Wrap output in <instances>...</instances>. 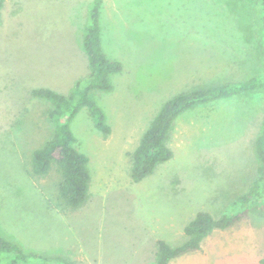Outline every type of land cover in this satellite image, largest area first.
<instances>
[{"label":"rangeland","instance_id":"obj_1","mask_svg":"<svg viewBox=\"0 0 264 264\" xmlns=\"http://www.w3.org/2000/svg\"><path fill=\"white\" fill-rule=\"evenodd\" d=\"M260 1L110 4V23L106 16L102 21V44L122 71L110 75L112 90L89 95L102 108L110 140L116 143L110 147L116 177L102 194L98 186L103 182L94 179L86 203L71 210L58 196L61 177L55 167L43 177L31 173L33 151L51 135L52 125L48 104L30 92L48 88L67 95L77 82H85L83 37L93 0H4L0 235L26 253L76 264H154L157 241L170 247L183 243L184 227L197 213L218 219L241 211L232 204L256 177L253 142L264 120L263 91L243 92L180 115L167 141L171 159L139 183L130 179L128 154L169 98L251 77L264 82V50L256 42L262 30ZM207 54L216 60L204 63ZM69 127L76 148L95 168L107 150L100 149L103 137L88 110L82 108ZM255 203L237 225L213 231L199 251L169 264H258L264 251V201ZM6 260L0 255V264Z\"/></svg>","mask_w":264,"mask_h":264},{"label":"trees","instance_id":"obj_2","mask_svg":"<svg viewBox=\"0 0 264 264\" xmlns=\"http://www.w3.org/2000/svg\"><path fill=\"white\" fill-rule=\"evenodd\" d=\"M102 0H93L89 9V24L85 28L83 50L88 61V76L85 82H77L67 95L56 93L48 88L33 89L31 97L45 101L49 108L47 117L52 125V133L41 147L35 149L31 159V173L34 176L48 175L53 167L61 177L57 192L59 198L71 210L82 207L89 198L90 173L88 158L75 146L69 124L82 109L86 108L93 120L94 127L103 139L111 128L106 123L101 107L91 99L92 90L110 91V75L122 71L120 62L109 59L101 49L99 35V9ZM4 0H0V9ZM254 4V3H253ZM258 21L261 29L256 42L264 50V0H261ZM255 6V4H254ZM264 92V82L251 77L242 82L224 83L217 86H199L181 92L164 102L156 116L142 134L135 150L128 154L130 158V179L139 183L149 176L156 166L171 159L172 152L167 141L176 119L186 111L199 105L226 99L243 92ZM258 160L256 177L246 193L239 195L232 205L243 209L235 214L223 215L214 219L211 215L199 212L184 227L185 241L176 247H170L163 241H157L154 264H169L184 254L199 251L202 242L213 231H225L237 225L254 202L264 201V120L259 135L253 142ZM0 255L7 258L6 264H76L59 257H45L36 253H26L17 244L0 235ZM258 264H264V251Z\"/></svg>","mask_w":264,"mask_h":264},{"label":"crops","instance_id":"obj_3","mask_svg":"<svg viewBox=\"0 0 264 264\" xmlns=\"http://www.w3.org/2000/svg\"><path fill=\"white\" fill-rule=\"evenodd\" d=\"M53 1L62 2L63 0H53ZM113 1L114 0H102L101 5H100V9H99V16H98L101 49H102L103 53L105 54V56L109 59H111L110 55L104 51L103 44H102V28H103L102 21L105 19V16H106L109 18V20H107V23H110V4L113 8V5H114V4L112 5ZM108 31L110 33V27H108ZM212 60L214 61V60H216V58L212 57L210 54H207V57L205 55L203 56L204 63L212 62ZM127 99H129V102H131L130 105H134V101L131 99V96H129ZM76 143H77V140H76ZM100 143H101L100 149H101V146H103L106 148L108 153L103 151L104 155L100 156L99 162L94 163V164H96V167L93 169L91 167L92 162L90 159H88V170L90 173L89 196L92 193V181L94 179L103 182V184L98 186L99 187L98 192H99V194H102L101 191H104L105 184H109L108 182H110V179H115L114 176L116 177V173H115L116 171L114 170V167L110 168V166L112 165L110 161L112 159H114L113 155H112L113 153L110 154V147L114 148V145L116 143L110 140V135L106 139H103L102 141H100ZM121 153L122 152H118V156H120ZM110 156L112 157L111 159H110Z\"/></svg>","mask_w":264,"mask_h":264}]
</instances>
